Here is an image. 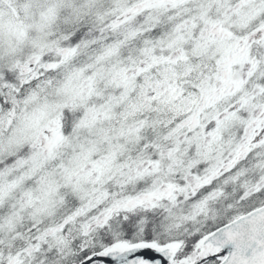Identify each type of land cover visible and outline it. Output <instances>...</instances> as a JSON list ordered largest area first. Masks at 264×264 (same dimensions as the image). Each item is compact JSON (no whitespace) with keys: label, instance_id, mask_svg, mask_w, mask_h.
<instances>
[{"label":"snow or ice","instance_id":"snow-or-ice-1","mask_svg":"<svg viewBox=\"0 0 264 264\" xmlns=\"http://www.w3.org/2000/svg\"><path fill=\"white\" fill-rule=\"evenodd\" d=\"M0 264H264V0H0Z\"/></svg>","mask_w":264,"mask_h":264}]
</instances>
